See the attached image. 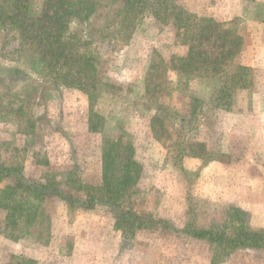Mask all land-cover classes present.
Returning <instances> with one entry per match:
<instances>
[{"label":"rangeland","instance_id":"1","mask_svg":"<svg viewBox=\"0 0 264 264\" xmlns=\"http://www.w3.org/2000/svg\"><path fill=\"white\" fill-rule=\"evenodd\" d=\"M26 1L35 14L51 12L47 0ZM173 3L190 15L228 23L243 35L236 61L249 66L248 85L232 90L223 107L215 105L208 81L185 79L172 69L174 56L185 55L187 45L177 38L176 21L163 24L147 10L135 20L127 43L120 37L92 38L101 80L93 102L91 87L44 79L38 65L15 53L13 35L0 36L2 156L23 162L24 179L56 180L84 200L91 187L98 194L105 141L128 140L138 163L128 199L135 212L153 221L129 237L115 227L109 206L83 209L53 197L42 205L51 223V237L44 243L33 235L17 237L19 229L10 226L8 211L0 209V264L21 257H33L35 264H264V250L224 248L184 231L188 224L229 232V218L238 208L250 229L264 233V0ZM101 24L73 17L67 26L85 35ZM216 46L221 48L211 42L207 50ZM155 52L164 66L150 73ZM7 68L22 72L10 77ZM162 71L168 83L149 98L145 79L153 74L152 82H160ZM6 87L10 90L1 97ZM22 103H27L26 113L42 116L38 139L29 137L22 119L9 112ZM153 116L163 120L156 122L159 140L151 129ZM12 147L20 151L13 153ZM8 184L13 180L2 181L0 189Z\"/></svg>","mask_w":264,"mask_h":264},{"label":"trees","instance_id":"2","mask_svg":"<svg viewBox=\"0 0 264 264\" xmlns=\"http://www.w3.org/2000/svg\"><path fill=\"white\" fill-rule=\"evenodd\" d=\"M49 14L31 12L26 0H0V36L13 35L18 40L15 53L29 60L31 65L39 66V75L51 78L52 83L65 87L89 90L90 101L98 97L100 78L96 65L98 57L90 48L94 40L103 41L120 37L128 42L136 28V19L147 10L163 24L170 20L178 24L177 35L180 44L188 49L183 56H174L177 64L172 65L178 76L185 79L200 78L208 81L213 91L212 99L216 106H224L230 98L231 91L245 88L249 81L250 68L236 61L243 46V35L236 33L228 23L212 17L190 15L173 0H47ZM77 17L82 22L102 24L81 35L68 30V22ZM234 27V25H232ZM235 28V27H234ZM180 36V37H179ZM98 37V38H97ZM214 42L217 47L210 52L207 47ZM227 48L226 50L219 49ZM163 65V58L155 52L149 65L150 73L158 72ZM166 68V66H165ZM10 77L21 73L20 68H7ZM89 70V71H87ZM159 73V72H158ZM150 74L145 79V94L149 98L162 90L163 83H168L163 71L160 82H152ZM180 80V79H178ZM10 88L6 87L1 97L7 96ZM89 94V95H90ZM1 101V100H0ZM27 103L10 107L9 112L22 119L23 130L32 139H38L40 127L37 122L42 116H33L24 108ZM151 129L156 139L158 135L156 122L162 123L159 116L151 118ZM5 144V143H4ZM0 149L3 146L0 145ZM13 153L20 151L16 147ZM23 162L2 156L0 152V183L13 180V185L0 189V209L7 210L6 218L12 228L17 227L21 235H33L46 243L51 237V223L43 212V202L57 197L69 206L78 205L83 209L94 208L97 204L107 205L114 216V225L129 237L139 229L153 223L146 220L131 207L128 199L130 188L134 184L138 163L134 159V147L131 142L121 137L107 139L102 151V178L98 194L94 187L86 192L81 200L73 193L59 187L56 180L35 181L24 179ZM78 187L77 189H79ZM18 194L22 197H18ZM29 202L23 205L22 201ZM79 201L81 203H79ZM35 204L34 210L31 206ZM230 231L216 227L193 228L188 224L184 231L192 237L202 238L210 243L222 244L224 248H250L264 250V233L250 229L245 222L242 210H232ZM8 225V224H7ZM7 264H35L33 257H21Z\"/></svg>","mask_w":264,"mask_h":264},{"label":"crops","instance_id":"3","mask_svg":"<svg viewBox=\"0 0 264 264\" xmlns=\"http://www.w3.org/2000/svg\"><path fill=\"white\" fill-rule=\"evenodd\" d=\"M203 16V15H202ZM205 16V15H204ZM222 22V21H221ZM185 47H186V45H184ZM187 49H188V47H187ZM185 53H186V51H185ZM212 263V262H211Z\"/></svg>","mask_w":264,"mask_h":264}]
</instances>
